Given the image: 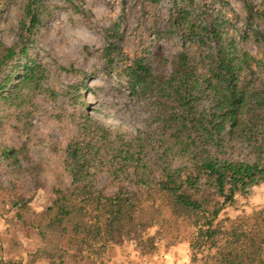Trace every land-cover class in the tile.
<instances>
[{
    "label": "trees",
    "instance_id": "16d2710c",
    "mask_svg": "<svg viewBox=\"0 0 264 264\" xmlns=\"http://www.w3.org/2000/svg\"><path fill=\"white\" fill-rule=\"evenodd\" d=\"M197 1L171 0L164 33L183 44L167 76L156 74L143 53L124 58L107 42L104 65L144 98L146 128L105 126L84 104L62 158L68 184L39 216L6 210L5 221L21 218L38 246L8 263L0 240V264H26V258L28 264H64L73 249L87 264H110L113 244L146 256L185 233L189 264H264V207L248 216L238 205L264 187V9L238 0L243 17L236 26L219 14L199 13ZM15 7L17 39L9 46L0 41V105L19 119L31 113L23 112L24 102L40 90L45 73L28 56L26 40L46 6L21 0ZM20 137L0 146L6 165L31 162L28 136Z\"/></svg>",
    "mask_w": 264,
    "mask_h": 264
},
{
    "label": "rangeland",
    "instance_id": "374dc122",
    "mask_svg": "<svg viewBox=\"0 0 264 264\" xmlns=\"http://www.w3.org/2000/svg\"><path fill=\"white\" fill-rule=\"evenodd\" d=\"M3 1L0 41L9 46L19 34L15 3L21 0ZM251 1L264 9V0ZM197 2L199 13L219 14L229 23L241 25L242 6L238 0ZM45 6L43 19L26 40L28 56L45 70L40 90L24 102L23 112L31 113L28 117L22 113L16 119L7 104L0 105V146L16 144L17 136H28L27 155L31 159L23 163L24 168L6 165L2 158L0 161V240L8 263L17 261L23 250L32 251L39 240L32 229L21 226V218L16 215V219L5 221L6 210L11 208L21 214L26 211L25 218L39 216L50 205L56 189L68 184L62 158L81 122L77 118L84 113V104L92 118L105 126L123 132L146 128L149 110L144 98L132 94L126 80L104 65L107 42L119 47L126 54L124 58L143 53L154 72L162 76L169 74L170 63L183 44L177 35L169 37L164 33L171 0H160L155 6L144 5L143 0H45ZM18 201L26 202L27 207L14 206ZM238 205L248 216L264 207V187L241 198ZM186 235L182 234L170 248H151L146 256L130 255L129 248L113 244L109 249L110 264H189ZM24 261L28 264L29 258ZM34 264L48 262L38 260ZM64 264L87 262L77 258L73 249Z\"/></svg>",
    "mask_w": 264,
    "mask_h": 264
},
{
    "label": "crops",
    "instance_id": "0c3cea01",
    "mask_svg": "<svg viewBox=\"0 0 264 264\" xmlns=\"http://www.w3.org/2000/svg\"><path fill=\"white\" fill-rule=\"evenodd\" d=\"M0 256H1V253H0ZM0 260H1V258H0ZM37 263V262H36Z\"/></svg>",
    "mask_w": 264,
    "mask_h": 264
}]
</instances>
